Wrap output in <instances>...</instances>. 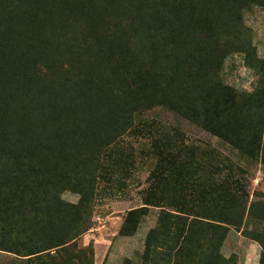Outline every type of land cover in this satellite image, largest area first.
<instances>
[{
	"label": "trees",
	"instance_id": "trees-1",
	"mask_svg": "<svg viewBox=\"0 0 264 264\" xmlns=\"http://www.w3.org/2000/svg\"><path fill=\"white\" fill-rule=\"evenodd\" d=\"M160 1L119 2L114 7L117 26L107 24L109 29H101L113 0H95L89 22L80 18L85 30L82 43L75 47L72 33L62 40L72 50L76 48L79 56L99 54L106 66L121 72L124 85L105 87L90 73L77 75L76 96L66 102L56 93L60 88L69 93L68 86L58 84L54 77L55 83L48 82L31 59L32 54L41 53V7L28 15L25 29L18 30L23 23L16 20L19 10L0 0L1 252L37 264H92V248L77 247L78 239L91 228L90 179L101 165L103 152L135 129L134 118L156 108L201 128L244 156L257 157L264 167V83L247 95L219 78L232 47L230 40L246 30L245 12L264 8V0H179L173 6L178 25L158 13ZM158 20L161 28L154 32ZM139 35L161 41L163 56L155 51L143 54L148 48L138 42ZM256 62L264 67V59ZM44 69L55 68L44 65ZM128 90L135 103L126 100ZM142 127L153 134L151 124ZM173 133L160 131L152 136L149 152L155 164L142 207L127 213L118 234H134L139 218L148 215L151 207L159 212L156 227L147 235V248L156 241L170 244L178 258L188 241H193L192 231L202 227L208 233L194 234L204 238L205 253L209 246L219 252L231 229L258 242L264 251V206L248 201L240 181L224 174L228 168L218 173L221 180L210 191L193 184L196 171L188 177L174 176L187 164H196L198 170L202 160L214 169L218 159L211 153L204 158L199 148L189 147L179 139L180 133ZM104 154L110 163L119 161ZM221 163L227 166L230 160L224 158ZM172 187L173 196L168 195ZM65 192L78 194V202L63 201ZM207 263L205 256L195 262Z\"/></svg>",
	"mask_w": 264,
	"mask_h": 264
},
{
	"label": "rangeland",
	"instance_id": "rangeland-1",
	"mask_svg": "<svg viewBox=\"0 0 264 264\" xmlns=\"http://www.w3.org/2000/svg\"><path fill=\"white\" fill-rule=\"evenodd\" d=\"M128 1L113 0V6L107 8L106 19H102L101 29H109L107 24L116 25L117 18L114 7L119 2L121 5ZM178 1L162 0L158 9L161 16L166 15L168 21L176 25L178 22L173 18L176 14L173 6ZM198 1L191 0V2ZM94 3L95 0H4V6L19 10L16 20L23 21V23L18 30H24L28 15L35 10L38 11L41 7L38 28L41 53L39 55L32 54L31 59L40 67L39 69L43 70L48 82L58 81V84L68 86L69 93L63 88L58 89L56 93L60 99L65 101L74 99L76 96H73L75 83L79 84L76 77L77 75L83 76L84 73H90L101 84L107 82L106 85L102 84L105 87L110 84L124 85L121 72L116 67H110L109 64L106 66V61L99 54L91 57L85 54L79 56L76 48L72 50L62 40V37H68L72 33L77 42L75 47L82 43L85 30H82L84 23L80 18L89 22L90 17L92 18ZM243 24L246 30L237 39L230 40L232 47L228 48V55L222 62L219 78L224 85L233 88L240 94L248 95L255 92L264 83V72H260L264 70V67L257 65L256 62L258 58L264 59V8L254 7L245 12ZM160 28L161 23L158 20L154 32L160 31ZM15 38L20 39L19 35ZM137 39L138 42L143 41V46L146 45L148 48L143 54L155 51L159 57L163 56L161 41L146 35L144 38L139 35ZM222 42L220 38V47ZM252 46L254 47L252 48ZM233 49L239 50V52L232 53ZM252 50L255 53L254 57H252ZM250 54L251 57H249ZM44 65L55 69L45 71ZM103 70H105V75H101ZM126 94V100L135 103L136 99L131 91L128 90ZM86 96L81 99H86L84 98ZM107 103L108 101H104V104ZM140 104L142 103L138 105ZM140 121L142 122L140 123ZM134 124H136L135 129L121 136L108 150L103 152L100 158L101 165L95 167L94 177L90 179V182H93V201L90 206L91 228L78 239L77 247L79 249L92 248L94 255L92 264H195L197 258L204 256L208 259L207 264H238L235 252L240 243L255 242L263 250L258 242L231 229L219 252L209 246L205 253L204 242H202L204 238L196 236L208 233V230H203L202 227L192 231L193 241L189 239L191 242L188 241L178 258L173 256L174 248L169 247L170 244L156 241L147 248L146 238L148 233L156 227L159 212V209L151 207L148 215L139 218L134 234L119 235L127 213L142 207L143 198L148 188L147 178L155 164V160L149 152L151 138L160 131H167L170 134H174V131L180 133L179 139L182 138L189 147L199 148L204 158H207L211 153L218 159L214 169H211L209 162L202 160L198 163L200 165L198 170H195L196 164L192 167L191 164H187L177 170L178 172H175L174 176L182 174L188 177L196 171V178H194L196 180H193V184L197 186L199 183V187L210 191V186L221 180L222 174L218 173L228 168L229 171H224V174H229L234 180L240 181L249 195L248 201H255L264 206V167L257 157L251 158L240 154V151L233 149L223 140L161 108L136 116ZM143 124L154 126L153 134L152 131L145 132ZM104 153L118 158L119 161H112L113 163L106 161L103 158ZM224 158L230 160V165L226 166L221 163ZM170 193L172 196L174 195L173 187L168 190V195ZM61 198L65 202L76 204L79 195L65 192ZM187 199L189 198L186 197ZM248 229L251 227L248 226ZM174 232L176 231L174 230ZM173 237L174 235L170 234V238ZM219 254L222 258L217 257ZM229 258L232 261L226 262ZM261 258H264V251L261 252ZM0 264H37V262L0 251ZM261 264H264V260L261 261Z\"/></svg>",
	"mask_w": 264,
	"mask_h": 264
},
{
	"label": "crops",
	"instance_id": "crops-1",
	"mask_svg": "<svg viewBox=\"0 0 264 264\" xmlns=\"http://www.w3.org/2000/svg\"><path fill=\"white\" fill-rule=\"evenodd\" d=\"M261 252L262 249L255 242L240 243L235 255L238 257V264H258Z\"/></svg>",
	"mask_w": 264,
	"mask_h": 264
}]
</instances>
